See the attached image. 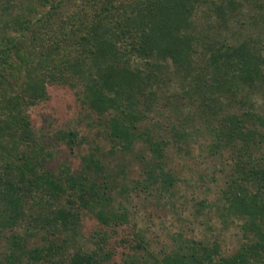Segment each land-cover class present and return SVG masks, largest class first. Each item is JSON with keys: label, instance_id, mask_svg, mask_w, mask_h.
<instances>
[{"label": "trees", "instance_id": "16d2710c", "mask_svg": "<svg viewBox=\"0 0 264 264\" xmlns=\"http://www.w3.org/2000/svg\"><path fill=\"white\" fill-rule=\"evenodd\" d=\"M2 6L0 264H264V157L258 156L264 152V111L254 100L264 86V36L242 22L253 8L260 15L252 14L254 22L263 20L264 0H2ZM13 8L22 11L13 15ZM235 25L240 35L231 42L221 29ZM171 65L190 86L188 96L201 84L203 101L236 103L213 127L211 145L231 158L216 204L223 225L237 224L243 233L231 254H223L218 241L179 233L177 246L159 255L141 231L133 238L120 234L131 213L117 201L119 185L100 147L84 154L74 171L49 168L51 154L37 146L28 108L48 99L51 86L80 82L82 100L107 127L112 149L130 151L142 141L155 154L143 189L171 190L176 177L163 159L169 142L139 126ZM78 135L60 131L58 137L72 148L85 140ZM120 187L122 195L129 191ZM87 214L97 221L93 247L82 234ZM114 235L130 248L120 263L112 261Z\"/></svg>", "mask_w": 264, "mask_h": 264}, {"label": "rangeland", "instance_id": "374dc122", "mask_svg": "<svg viewBox=\"0 0 264 264\" xmlns=\"http://www.w3.org/2000/svg\"><path fill=\"white\" fill-rule=\"evenodd\" d=\"M2 7L0 0V32L5 21ZM21 11L18 8L11 10L13 15ZM252 14L260 17L259 9H251L250 15L245 13L242 22H245V27H253L255 35L264 36V16L263 20L254 22ZM237 27L222 28L221 34L234 42L240 35L236 33ZM7 30L12 32L10 28ZM243 35H247V32ZM166 76L170 77L163 90L152 99L151 109L144 107L146 117L143 116L139 126L163 143L169 142L163 159L166 170L176 177L171 190L160 191L159 185L153 186L150 193L143 189L146 181L143 179L147 176L148 165L156 161L155 154L142 141L130 151L112 149L107 127L100 125L99 116L82 100L83 87L80 82H75L74 86H51L48 99L28 108L37 146H44L51 154L46 156L49 168L58 169L68 165L74 171L80 168L84 154H88L96 145L100 147L103 162L119 185L114 188L117 201L131 213V222L119 228L120 234L133 238V232L141 231L151 249L159 255L177 246L179 233L210 244L218 241L222 253L231 254L240 247L244 240L243 233L237 224L225 227L216 208L232 170L231 158L229 152H212L211 145L214 143L213 127L218 125L219 118L226 114V110H236V103L231 105L225 98H222V102H216L205 97L203 101L201 97L205 89L201 84H197L191 96H188L185 89L190 86L174 75L172 65L168 67ZM212 89L215 90L211 88L206 93L212 95ZM254 100L256 109L264 111V86L256 89ZM207 118L212 122L209 125ZM71 130L79 133V139L85 138L83 143L72 148L58 137L60 131ZM175 133H181L184 137L177 138ZM260 153L258 156L264 157V152ZM120 186L128 187L129 191L125 195L120 194ZM201 202L205 203L203 208H200ZM82 224L83 238L93 247L91 235L97 221L87 214ZM117 238L115 235L112 238L118 241L111 244V247H115L112 261L120 263L123 252L130 251V248L119 243L120 238Z\"/></svg>", "mask_w": 264, "mask_h": 264}]
</instances>
